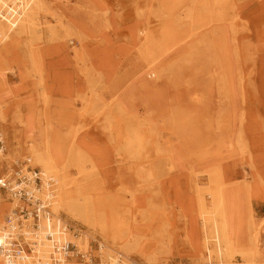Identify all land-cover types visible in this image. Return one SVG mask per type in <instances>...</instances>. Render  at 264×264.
<instances>
[{
	"label": "rangeland",
	"instance_id": "rangeland-1",
	"mask_svg": "<svg viewBox=\"0 0 264 264\" xmlns=\"http://www.w3.org/2000/svg\"><path fill=\"white\" fill-rule=\"evenodd\" d=\"M34 2L0 42V175L47 147L87 218L55 212L88 235L67 261L264 264V0Z\"/></svg>",
	"mask_w": 264,
	"mask_h": 264
},
{
	"label": "built area",
	"instance_id": "built-area-1",
	"mask_svg": "<svg viewBox=\"0 0 264 264\" xmlns=\"http://www.w3.org/2000/svg\"><path fill=\"white\" fill-rule=\"evenodd\" d=\"M3 141L0 139V147ZM43 180H48L51 185V178L45 177L38 166L32 165L30 159L26 158L21 165L9 174L0 175V193L7 194L10 202L13 204L11 214L6 216L8 224L19 226L15 231H8L3 237H0V256L4 258L5 264H37V260L28 257L33 253L37 246V232L39 228L46 233L45 238L51 244V257L49 264H57L60 261L59 255L67 258L80 257L91 262L88 253L80 251L76 243L70 239L79 235V229L65 222L58 224L52 223V226L42 225L43 219H52L48 206L42 204L38 195H41ZM53 184V183H52ZM43 205V206H42ZM57 231L58 236H64L62 240L57 239L54 234Z\"/></svg>",
	"mask_w": 264,
	"mask_h": 264
},
{
	"label": "bare ground",
	"instance_id": "bare-ground-1",
	"mask_svg": "<svg viewBox=\"0 0 264 264\" xmlns=\"http://www.w3.org/2000/svg\"><path fill=\"white\" fill-rule=\"evenodd\" d=\"M34 1L35 0H0V42L2 40H5L7 37H9L18 26H21L22 28L27 26L29 29H33L35 25V21L37 20V14H38L36 8H33V9L30 8L32 4L35 3ZM0 139H1V136H0ZM30 150H31L30 151L31 158L34 159V161L43 168V173L45 177L46 178L49 177L52 180L51 185L48 180H43L42 187L40 189L42 195L45 196V198H47L45 200L41 199L42 204L45 205L44 207L48 206V210L53 217L52 219H43L41 221L42 225L45 227L47 226L51 227L52 223H56V222H58V224L65 223L66 221L63 220L60 216H57V214L55 213V212H60L62 210L66 211V214L68 213V215L72 219L76 220L79 218V219L86 221L87 218L85 214L82 213L77 208V205L73 200H71L70 198H68V200H64L62 194L57 195L59 186H61L62 182L65 183L66 181L65 179L61 180V176H60L61 168H57L55 162L49 156L47 152V147L45 148V147H40V146L39 147L31 146ZM1 151L2 150H0V152ZM49 174H52V175H49ZM0 197H1V193H0ZM49 202L50 204L52 203L51 209L49 206ZM3 227L4 228L0 230V237H3L2 235H5L8 231H15L16 229L19 228V226H16V223L8 224L6 221V217H5V224H3ZM54 234L56 235L57 239L62 240L63 238H65L64 236H58L57 231H55ZM45 235L46 233H43V229H41L40 227L36 235V237H38L37 241L39 242H37V246L34 247L33 253L28 257V260H30L31 258L35 259L36 257L42 260L45 259L44 257L41 258V256H39V250L41 247H43L45 242H48L49 244V248H50L49 258L51 257V252H52L51 244L48 241V239L45 238ZM85 236L86 235H84L83 233V237ZM83 237L81 238H79V236L73 237V241L76 243L77 247L79 248L80 246H79V243L77 244V241L78 242L83 241L82 240ZM212 237L214 238L213 244H214L215 252L218 253L217 256L218 257L219 255L222 256L223 246H222V241H221V235H220L218 223L215 219L212 220ZM83 242H84L83 244L85 245L86 244L85 241ZM204 245L207 248V251L210 255L212 250L209 248L208 242L204 241ZM103 247H106V245H104L102 242L99 243V248H100L99 250H101ZM108 248L110 247L109 246L107 247V251L105 253L106 258L104 260L102 259L103 261L102 264L103 263L104 264L105 263L118 264L117 257H114L111 252H108L109 250ZM42 256H46V255H42ZM49 258H48V262L50 261ZM59 258H60V261L57 264H71V262L67 261V259H70V258L62 257V255H59ZM40 259L38 260V264L46 263L45 261L42 262V260ZM25 263L27 262L25 261ZM30 263H32V261ZM209 263L213 264L211 260H209ZM0 264H5L4 258L1 256H0ZM220 264H223V263H220Z\"/></svg>",
	"mask_w": 264,
	"mask_h": 264
},
{
	"label": "crops",
	"instance_id": "crops-1",
	"mask_svg": "<svg viewBox=\"0 0 264 264\" xmlns=\"http://www.w3.org/2000/svg\"><path fill=\"white\" fill-rule=\"evenodd\" d=\"M4 204V203H3ZM3 204H0V210L3 208ZM84 235H86L85 237H87L88 235L86 233H84ZM83 240V239H82ZM84 241V240H83Z\"/></svg>",
	"mask_w": 264,
	"mask_h": 264
}]
</instances>
